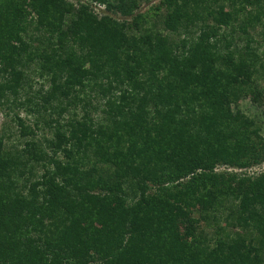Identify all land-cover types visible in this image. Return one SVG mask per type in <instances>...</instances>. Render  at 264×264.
Returning a JSON list of instances; mask_svg holds the SVG:
<instances>
[{"label": "trees", "instance_id": "trees-1", "mask_svg": "<svg viewBox=\"0 0 264 264\" xmlns=\"http://www.w3.org/2000/svg\"><path fill=\"white\" fill-rule=\"evenodd\" d=\"M263 99L264 0H0V264H264Z\"/></svg>", "mask_w": 264, "mask_h": 264}, {"label": "rangeland", "instance_id": "rangeland-1", "mask_svg": "<svg viewBox=\"0 0 264 264\" xmlns=\"http://www.w3.org/2000/svg\"><path fill=\"white\" fill-rule=\"evenodd\" d=\"M68 2H74V0H67ZM82 2L85 0H81ZM77 5V4H76ZM263 105L260 107H257L256 105H253L249 100H245L241 102V108L245 112V114L250 116H255L257 118V121L259 122L261 126V136L264 138V99L262 100ZM21 116H24L22 113ZM6 121V120H5ZM4 122V118L0 113V128ZM17 127H13V130H16ZM216 172H222V171H228V172H234L236 174H243L244 176H254L259 175L261 173H264V163H261L259 165H255L252 167L247 168H228L225 166H218L215 169Z\"/></svg>", "mask_w": 264, "mask_h": 264}]
</instances>
